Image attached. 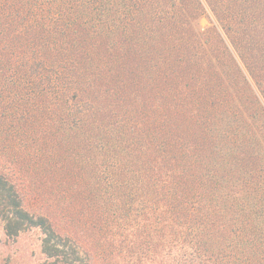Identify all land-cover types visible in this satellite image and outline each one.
<instances>
[{"label":"trees","instance_id":"obj_1","mask_svg":"<svg viewBox=\"0 0 264 264\" xmlns=\"http://www.w3.org/2000/svg\"><path fill=\"white\" fill-rule=\"evenodd\" d=\"M0 222L47 264H264V0H0Z\"/></svg>","mask_w":264,"mask_h":264},{"label":"rangeland","instance_id":"obj_2","mask_svg":"<svg viewBox=\"0 0 264 264\" xmlns=\"http://www.w3.org/2000/svg\"><path fill=\"white\" fill-rule=\"evenodd\" d=\"M208 23V19H203V25ZM40 243L41 234L38 230L25 232L14 242L8 241L0 222V264H47Z\"/></svg>","mask_w":264,"mask_h":264}]
</instances>
